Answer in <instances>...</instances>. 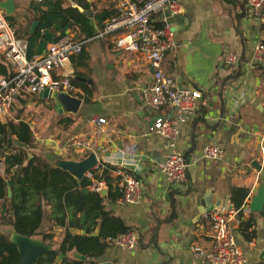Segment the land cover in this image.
I'll return each mask as SVG.
<instances>
[{
	"label": "crops",
	"instance_id": "crops-1",
	"mask_svg": "<svg viewBox=\"0 0 264 264\" xmlns=\"http://www.w3.org/2000/svg\"><path fill=\"white\" fill-rule=\"evenodd\" d=\"M13 1L15 10L6 16L12 17L11 25L16 21L15 14H19V2L27 0ZM179 2L182 12L169 17L176 47L164 56L162 69L177 87L196 90L202 96L192 117L180 125L175 141L174 149L187 155L186 178L181 184L168 183L159 171L169 148L164 139L148 132L156 118L171 120L177 114L168 105L157 109L143 106L142 89L152 78L148 60L118 49L115 34L97 38L96 30L93 38L80 41L77 29L65 32L73 40L85 42L88 60L78 67L82 76H74L71 62L80 54L71 58L70 67L72 79L87 84L92 93L87 95L89 102H85L82 88L73 85L70 95L82 100L76 113L78 120L65 114L74 120L66 131L67 137L51 134V141L37 142L48 149V162L62 169L65 162L79 163L89 157L72 155L71 140L93 141L100 150L94 154L96 162L84 177L91 170L100 174L102 168L98 170V166L105 164L115 169L110 179L117 190V170L138 178L142 186L140 200L135 203H124L119 190L121 198L106 203L129 231L138 235L136 248L129 251L109 246L97 264H210L192 250L198 247L209 251L212 247L209 213L221 207L236 210L231 201L233 188L248 191L241 207L249 208L264 187V163L260 161V148L264 146V56L254 53L256 43L264 41V29L247 16L246 0ZM85 4L91 14L109 8L117 13L113 0H85ZM25 8L31 20L29 0ZM156 24L160 26L155 16L152 25ZM227 54L238 57L235 65L224 63ZM0 60L5 59L0 55ZM6 63L12 72L11 65ZM231 73L238 76L227 82L220 96L219 83ZM41 95L34 96L42 98ZM10 116L9 113L0 122ZM98 118L105 123L97 124ZM205 145H217L220 156L213 161L202 159L200 151ZM253 161L260 169L251 166ZM102 192L106 195V183ZM171 200L175 216L167 221L172 214ZM260 212H241L233 224V235L245 256V264H264V216ZM47 226L43 222L39 232L44 233ZM2 232L10 240L19 238L9 228ZM72 232L82 234L78 230ZM52 233L55 243L60 230L53 228ZM31 240L34 244L40 242ZM76 255L72 251L67 257L81 261Z\"/></svg>",
	"mask_w": 264,
	"mask_h": 264
},
{
	"label": "trees",
	"instance_id": "trees-1",
	"mask_svg": "<svg viewBox=\"0 0 264 264\" xmlns=\"http://www.w3.org/2000/svg\"><path fill=\"white\" fill-rule=\"evenodd\" d=\"M29 10L31 20L23 29L19 28L15 32L17 38L26 41L29 58L42 54L48 43L59 40L68 30L77 29L80 41L93 38L96 30L101 32L105 21L116 14L110 8L91 14L85 0H29ZM6 19L12 21V17ZM33 21H38V25L30 34L29 25ZM87 60L83 47L82 53L71 60L74 76H82L78 67L84 66ZM12 75L5 60H0V76L11 78ZM237 76L238 73H231L220 81V96L227 82ZM70 82L72 86L82 88L86 94L84 100L89 102L87 95L92 91L87 84L75 78ZM17 99L20 107L14 109L12 105L11 116L4 123L0 122V159H3L5 166L4 175H0V264H18L19 261L17 246L3 234L4 228L20 236L39 240L48 248L35 264H97V260L109 248L106 238L130 230L120 217L106 207V203H114L121 198L119 189L111 185L110 173L115 169L102 164L103 167L98 166V170L102 168L100 174L93 170L90 172L94 179L106 183L107 193L102 196L89 189L91 181L86 177L76 180L67 171L52 166L47 159L48 149L36 142L30 122L23 112L27 102L35 99L46 105L47 111H56L53 101L39 96H21ZM56 116L50 134H56L59 130L67 131L74 123L71 115L58 114L56 111ZM247 194L245 189L231 190V201L236 209L241 207ZM170 204L172 214L167 221L175 216L174 200ZM260 214L264 216V210ZM43 222L48 226L41 233L39 228ZM53 228L60 230L55 243ZM72 230L81 231L82 234L73 233ZM72 251L83 256L84 260L68 258V253Z\"/></svg>",
	"mask_w": 264,
	"mask_h": 264
},
{
	"label": "built area",
	"instance_id": "built-area-1",
	"mask_svg": "<svg viewBox=\"0 0 264 264\" xmlns=\"http://www.w3.org/2000/svg\"><path fill=\"white\" fill-rule=\"evenodd\" d=\"M116 15L108 19L97 38L115 34V46L118 49L145 57L152 69L151 81L142 89L143 106L157 109L168 105L175 108V119L156 118L149 133L160 136L168 145L169 151L159 165V171L170 184H181L186 178L188 164L182 153L174 149L175 141L180 132V125L194 114L201 93L196 90L179 88L174 80L164 73L162 61L166 53L175 47L174 32L169 24V17L182 12L179 0H113ZM247 16L264 29V0H246ZM167 12V14L165 13ZM158 17L159 27L152 26V19ZM73 40L69 34L51 42L41 55L27 56L26 41L16 37L15 29L6 19L4 10L0 8V55L12 67L11 78L0 76V119L9 116L12 104L17 97L40 95L44 91L50 93L74 91L70 80L72 68L70 60L82 53L83 44ZM257 56H264V41L254 46ZM238 57L227 54L224 63L235 65ZM97 124L105 123L104 119H96ZM51 141L52 137L38 138L37 141ZM72 155L95 154L100 147L93 141L73 139ZM221 154L217 145H205L200 151L204 160H216ZM260 161L264 163V146L260 148ZM4 161L0 159V175H4ZM118 175L117 187L122 193V201L126 204L135 203L141 197V182L138 178L123 172ZM86 178L91 181L89 189L101 193L105 189L104 181L94 180L92 173ZM248 213V206L240 209L216 208L208 215L211 221L212 247L204 251L193 247L210 264H245V256L241 252L233 235V224L238 221V214ZM110 247L121 250H134L138 243V235L134 231L108 237L105 240Z\"/></svg>",
	"mask_w": 264,
	"mask_h": 264
},
{
	"label": "water",
	"instance_id": "water-1",
	"mask_svg": "<svg viewBox=\"0 0 264 264\" xmlns=\"http://www.w3.org/2000/svg\"><path fill=\"white\" fill-rule=\"evenodd\" d=\"M0 8L4 10L6 16H10L14 10V1L6 0L0 2ZM38 25L37 21H34L30 25L29 33L32 34ZM43 99H51L54 102L56 107V111L58 114H72L75 115L78 112V109L82 103V100L76 97L71 96L66 92H57L50 93L49 91H44L42 93ZM95 156L94 154H90L89 157L82 162L79 163H68L65 162L66 166H61L62 170L68 171L76 180H81L84 177V173L92 168L95 164ZM252 167L256 169H260V166L253 161L251 163ZM105 193L102 192V196ZM8 196H10V192L8 191ZM264 203V187H261L260 190L256 193L254 198L252 199L249 210L250 212H260L263 210ZM16 241L11 240L18 249L19 252V261L18 264H35V261L39 258V256L44 253L48 248L44 246L41 242L38 244L32 243L30 238L20 236ZM76 253V252H75ZM77 254V253H76ZM78 259L81 261L84 260L83 256L76 255Z\"/></svg>",
	"mask_w": 264,
	"mask_h": 264
},
{
	"label": "rangeland",
	"instance_id": "rangeland-1",
	"mask_svg": "<svg viewBox=\"0 0 264 264\" xmlns=\"http://www.w3.org/2000/svg\"><path fill=\"white\" fill-rule=\"evenodd\" d=\"M27 3H28V0L22 1V3L19 2L20 11H19V14H15L16 21L12 23V26L16 30L19 29L20 27H25L28 23L30 15L29 13H27V9L25 8ZM169 24L171 26L172 31L174 32V28L170 21H169ZM19 106H20V102L17 99L14 101L13 107L15 109V107L18 108ZM85 108L86 106L85 107L83 106V109ZM23 115L26 117V120L30 122L31 129L33 131V136H35L34 138L36 139V142L38 138L51 136L50 134L51 128L52 126H54L56 119H57L55 110L47 111V106L38 102L35 99V100H30L29 102H27V104L25 105ZM74 118L75 120H78L79 116H77L76 114L74 115ZM52 134L54 136L57 135L58 137L64 138V137H67L66 135L68 133L64 130H59L58 132H56V134L55 133H52Z\"/></svg>",
	"mask_w": 264,
	"mask_h": 264
}]
</instances>
